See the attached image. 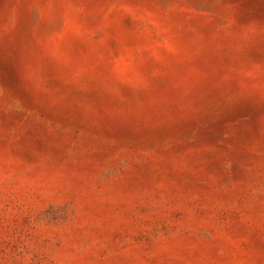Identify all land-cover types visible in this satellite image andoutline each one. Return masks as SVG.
Wrapping results in <instances>:
<instances>
[{"label": "rangeland", "instance_id": "rangeland-1", "mask_svg": "<svg viewBox=\"0 0 264 264\" xmlns=\"http://www.w3.org/2000/svg\"><path fill=\"white\" fill-rule=\"evenodd\" d=\"M0 264H264V0H0Z\"/></svg>", "mask_w": 264, "mask_h": 264}]
</instances>
